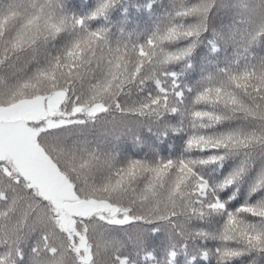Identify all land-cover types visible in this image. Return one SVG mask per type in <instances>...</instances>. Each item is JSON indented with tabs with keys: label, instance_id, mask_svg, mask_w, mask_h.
<instances>
[{
	"label": "snow or ice",
	"instance_id": "1",
	"mask_svg": "<svg viewBox=\"0 0 264 264\" xmlns=\"http://www.w3.org/2000/svg\"><path fill=\"white\" fill-rule=\"evenodd\" d=\"M0 264H264V0H0Z\"/></svg>",
	"mask_w": 264,
	"mask_h": 264
}]
</instances>
